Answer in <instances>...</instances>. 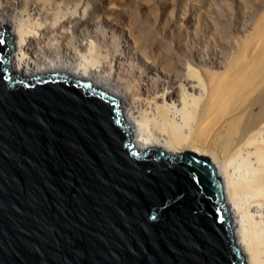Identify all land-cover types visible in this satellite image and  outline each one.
Returning a JSON list of instances; mask_svg holds the SVG:
<instances>
[{"label":"water","instance_id":"obj_1","mask_svg":"<svg viewBox=\"0 0 264 264\" xmlns=\"http://www.w3.org/2000/svg\"><path fill=\"white\" fill-rule=\"evenodd\" d=\"M0 41V264H245L207 158L137 153L116 100Z\"/></svg>","mask_w":264,"mask_h":264},{"label":"bare ground","instance_id":"obj_2","mask_svg":"<svg viewBox=\"0 0 264 264\" xmlns=\"http://www.w3.org/2000/svg\"><path fill=\"white\" fill-rule=\"evenodd\" d=\"M120 10L117 0H0V27L15 36L10 68L116 93L137 153L207 158L245 264H264V11L236 52L220 53L200 26L175 41Z\"/></svg>","mask_w":264,"mask_h":264},{"label":"rangeland","instance_id":"obj_3","mask_svg":"<svg viewBox=\"0 0 264 264\" xmlns=\"http://www.w3.org/2000/svg\"><path fill=\"white\" fill-rule=\"evenodd\" d=\"M117 2L121 5L119 12L121 20L147 24L157 37L164 35L171 40L182 41L194 28L200 26L201 36L216 42L220 53L236 52L235 48H238V45L250 34L259 19V14L264 11V0H117ZM179 8L185 9L186 14L183 16L189 19V23H180L181 16L178 18L177 14ZM9 36L14 50L15 36L11 34ZM234 41L238 42L237 46ZM9 70L14 73L10 66ZM66 76L72 78L69 75ZM80 81L88 83V80ZM92 88L103 91L109 96L112 95V98L116 99L121 111L120 116L131 129L129 113L124 106L121 108L118 95L100 86ZM130 135V143L134 144L136 149L133 142L135 138L132 133Z\"/></svg>","mask_w":264,"mask_h":264},{"label":"snow or ice","instance_id":"obj_4","mask_svg":"<svg viewBox=\"0 0 264 264\" xmlns=\"http://www.w3.org/2000/svg\"><path fill=\"white\" fill-rule=\"evenodd\" d=\"M0 43H3V41H0Z\"/></svg>","mask_w":264,"mask_h":264}]
</instances>
